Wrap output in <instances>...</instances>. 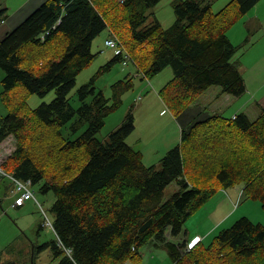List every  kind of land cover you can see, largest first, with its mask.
<instances>
[{
    "label": "trees",
    "instance_id": "trees-1",
    "mask_svg": "<svg viewBox=\"0 0 264 264\" xmlns=\"http://www.w3.org/2000/svg\"><path fill=\"white\" fill-rule=\"evenodd\" d=\"M158 1L44 0L0 39V100L8 108L0 117V143L10 135L15 140L0 176L29 179L40 192L54 194L55 239L39 247H50L57 264H138L149 242L161 243L171 264H264V224L247 217L209 244L200 239L184 250L185 222L219 188L241 184L264 209V110L253 120L241 112L193 123L158 159V169L146 166L141 151L126 141L135 129L131 110L104 141L96 136L132 86L131 77L117 81L111 103L95 91L94 80L121 56L77 89L76 109L69 102L77 75L94 58L93 40L107 29L145 78L171 68L159 96L175 117L211 86L236 97L246 91L234 58L238 47L227 32L259 0H230L217 11L210 0H179L172 25L157 19L145 24ZM52 90L50 102L28 107L29 95ZM75 117L72 135L86 127L67 138L61 128ZM187 171L194 175L190 180ZM173 181L178 190L162 201ZM179 235L182 241L171 239ZM0 264L15 263L0 256Z\"/></svg>",
    "mask_w": 264,
    "mask_h": 264
},
{
    "label": "rangeland",
    "instance_id": "rangeland-1",
    "mask_svg": "<svg viewBox=\"0 0 264 264\" xmlns=\"http://www.w3.org/2000/svg\"><path fill=\"white\" fill-rule=\"evenodd\" d=\"M177 1L179 0H159L155 6L147 11L148 17L145 24L157 19L161 22L163 27L172 25L175 21L173 4ZM210 1L211 4H213L212 11H217L230 0ZM4 8L5 6L0 0V10ZM250 16L253 17L254 13H250L246 20H249ZM4 17V15L0 16V26L3 25L0 28V39L14 28L4 25L6 21ZM242 20L243 19H240L236 26H238ZM252 23L253 19L248 23L250 28H252ZM241 28L242 27H238L231 32L232 36L236 37V41L240 43V45L237 46L238 49L235 55H240L238 61L241 65L242 73L243 65H247L249 74L247 73L246 75L251 76L252 88L258 90L260 85H264L262 84L264 81V66L261 63L260 50L262 48V40L258 39L257 36H252V33L250 34ZM105 32L106 30L93 40L91 52L94 54V58L91 63L77 75L75 85L69 93V102L75 109L80 105L76 94L77 89L88 83L99 68L105 65L115 55L113 49L104 45L106 37ZM255 39L257 43L253 45L252 41ZM234 58L237 59V57ZM3 74V71L0 69V81L3 78ZM126 76L131 77L132 86L127 91H123L121 95V104L105 117L104 124L97 132L96 136L101 141H104L109 132L118 127L124 120L126 114L131 110L134 116L135 129L126 138V141L134 149L141 151L143 154V163L146 166L155 165L159 169L158 159L164 155L170 147L180 142L182 129L177 121V127H175L172 120L176 117L168 110L159 96V90L172 77L171 68L166 67L160 73L145 78L141 72L137 71L132 61H129L126 65H123L122 62H116L110 70L102 72L94 80L95 91H102L104 96L109 99V103H111L113 85ZM1 91L2 85L0 82V92ZM54 96L53 90L44 96L31 94L27 99L28 107L35 108L43 102L48 103ZM90 100L91 97H89L87 101ZM7 111L8 108L0 100V117H3ZM75 119L76 117L61 128L63 135L67 138L73 139L77 137L86 127V123H84L80 127V130L72 135L70 126ZM177 134V144H173L175 143L174 141ZM4 141V144L0 147V164L6 158L1 160V154H10L15 148L13 136H8ZM186 176L190 180L194 175L187 171ZM31 186L36 200L42 205L46 215L52 221L53 215L50 211V207L54 201V194L51 191L47 193L40 192L39 184ZM13 187L14 185L10 177L0 176L1 259L15 264H30L32 257L35 255V264H57L58 259L54 257L50 247H39L55 239V233L44 224L43 210L33 199L25 201L21 206H14L13 203L16 195L12 191ZM232 187H240V194L238 191L239 196L237 198L231 199L230 202L226 192L227 189L231 187H221L217 190L215 195L187 219L184 227L185 229L188 228L189 242L195 239L192 238L194 235L202 233V244L207 245L220 230L230 227L241 217H247V219L251 220L253 223L264 224V209L260 202L249 198L243 191V185L235 184ZM178 188L177 183L174 181L168 184L164 189L162 201L168 199ZM212 226L213 228L210 230ZM208 230L210 231L207 232ZM181 238L182 236L179 235L177 238L172 237L171 239L174 242H180L182 241ZM140 252L141 258L138 264H171L168 250L162 246L161 243L149 242L141 247Z\"/></svg>",
    "mask_w": 264,
    "mask_h": 264
},
{
    "label": "crops",
    "instance_id": "crops-1",
    "mask_svg": "<svg viewBox=\"0 0 264 264\" xmlns=\"http://www.w3.org/2000/svg\"><path fill=\"white\" fill-rule=\"evenodd\" d=\"M5 8L0 10V16L4 15V25L9 27H16L21 21H23L39 4L44 0H1ZM213 5V4H212ZM250 13H254V16L246 20ZM241 19L242 22L238 26L233 25L227 32L228 38L231 43L235 46H239V41H236V37L232 36L231 32L238 27L241 29L252 33V36H257L261 41V63L264 66V0H259ZM253 19L251 25L252 28L248 26L250 20ZM7 23V24H6ZM161 23V22H160ZM9 24V25H8ZM242 25V26H240ZM3 26V25H2ZM0 26V28L2 27ZM105 39L110 35L109 30L105 32ZM253 45H256L257 40L252 41ZM237 61L240 55H235ZM243 78L245 81L246 91L241 96H232L230 94L223 93L220 87L211 86L205 90L195 102L189 106L185 111L180 113L173 121L175 127L176 121L181 130H187L193 123L203 120L212 115H222L225 117H234L236 114L244 112L250 119H255L261 110H264V85H260L257 89L252 88L251 76L246 75L248 73L247 65H243ZM249 74V73H248ZM264 84V81L263 83ZM178 134L175 137V143L177 144ZM5 141L0 143V147ZM172 144V143H171ZM172 146V145H169ZM171 148V147H170ZM2 158H5L8 154H1ZM239 188L231 187L227 189V196L231 202V199L238 197ZM240 192V191H239ZM235 201V200H234ZM213 226L210 228V230ZM208 230L207 232H209ZM199 237L202 239L203 234H196L192 238ZM186 240H190L188 237V228L186 229V235L184 236ZM191 238V239H192Z\"/></svg>",
    "mask_w": 264,
    "mask_h": 264
},
{
    "label": "built area",
    "instance_id": "built-area-1",
    "mask_svg": "<svg viewBox=\"0 0 264 264\" xmlns=\"http://www.w3.org/2000/svg\"><path fill=\"white\" fill-rule=\"evenodd\" d=\"M104 45L108 48L113 49L116 55L121 56V62L123 65H126L129 61H131V57H130L129 53L127 52V50L125 49V47L123 46L121 41L117 37H115L114 35L107 37L104 40ZM13 180H14V187H13L12 191H20V190L23 191L21 197L14 201V203H13L14 206H21L23 204L24 200H29V199H33L37 204H39L38 201L36 200L33 192L30 189V185L32 184L31 180H29V179L24 180V182H21L17 179H14V178H13ZM239 194H240V192H239ZM239 194H238V196H239ZM43 216H44V224L46 226H48L50 229H52V231L54 232L52 221L48 218L46 213H43ZM199 239L200 238L197 237L192 242H189V244L186 245L185 250L190 249L192 247L193 243H195Z\"/></svg>",
    "mask_w": 264,
    "mask_h": 264
},
{
    "label": "bare ground",
    "instance_id": "bare-ground-1",
    "mask_svg": "<svg viewBox=\"0 0 264 264\" xmlns=\"http://www.w3.org/2000/svg\"><path fill=\"white\" fill-rule=\"evenodd\" d=\"M139 53V52H138ZM115 54V53H114ZM116 55V54H115ZM145 70V69H144ZM8 177H10V179L12 180V182H13V185H14V180H13V178L14 177H11V176H8ZM14 179H16V178H14ZM18 180V179H17ZM19 181H21V180H19ZM21 182H24V181H21ZM32 185V184H31ZM30 185V189H31V186ZM31 191L33 192V190L31 189ZM14 193H15V195H16V197H15V199H14V201L16 200V199H18V198H20L21 197V195H22V193H23V191L22 190H20V191H13ZM34 194V193H33ZM25 201H27V200H24V202ZM24 202H23V204H24ZM39 205V207L43 210V208H42V205L41 204H38ZM43 212L45 213V211L43 210Z\"/></svg>",
    "mask_w": 264,
    "mask_h": 264
}]
</instances>
